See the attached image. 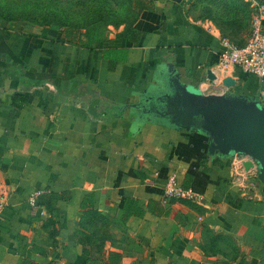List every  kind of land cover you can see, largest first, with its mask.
Instances as JSON below:
<instances>
[{
    "label": "crops",
    "instance_id": "crops-1",
    "mask_svg": "<svg viewBox=\"0 0 264 264\" xmlns=\"http://www.w3.org/2000/svg\"><path fill=\"white\" fill-rule=\"evenodd\" d=\"M224 1L111 2L107 38L89 45L0 12V264H264V181L239 186L231 156L164 114L177 78L222 90L206 69L220 35L245 41L253 12ZM229 72L227 92L264 104V76ZM170 173L204 202L166 197Z\"/></svg>",
    "mask_w": 264,
    "mask_h": 264
},
{
    "label": "water",
    "instance_id": "water-1",
    "mask_svg": "<svg viewBox=\"0 0 264 264\" xmlns=\"http://www.w3.org/2000/svg\"><path fill=\"white\" fill-rule=\"evenodd\" d=\"M180 1V0H175ZM206 77L215 82L218 70L206 69ZM224 83L233 82L229 78ZM165 93L164 114L187 129L197 128L207 136V151L230 157L235 152L247 155L245 169L255 162L257 177L264 181V104L241 94L204 93L191 88L178 78ZM253 159V161L251 160ZM49 264H62L52 261Z\"/></svg>",
    "mask_w": 264,
    "mask_h": 264
},
{
    "label": "built area",
    "instance_id": "built-area-1",
    "mask_svg": "<svg viewBox=\"0 0 264 264\" xmlns=\"http://www.w3.org/2000/svg\"><path fill=\"white\" fill-rule=\"evenodd\" d=\"M253 7L249 31L245 41L237 42L227 35H220L221 51L218 61L214 66L218 70V78L215 81L222 91L232 86L235 82L232 74L229 72L234 65H239L244 70L256 74L259 77L264 76V31L262 30V20L264 18V3L260 0H244ZM229 78L233 82L224 83V79ZM233 181L245 189L251 186L250 178H258V168L253 161V165L248 169L244 168L243 161L248 159L247 155L235 152L232 156ZM43 192L41 188L32 190L28 195V202L32 208L41 207L38 203V196ZM7 190L0 189V205L5 201ZM164 195L166 197H175L186 199L188 201L203 203L204 195L191 186H182L177 182L174 173H170L164 184ZM40 213L44 209L39 210Z\"/></svg>",
    "mask_w": 264,
    "mask_h": 264
},
{
    "label": "trees",
    "instance_id": "trees-1",
    "mask_svg": "<svg viewBox=\"0 0 264 264\" xmlns=\"http://www.w3.org/2000/svg\"><path fill=\"white\" fill-rule=\"evenodd\" d=\"M70 6H72V11H67L62 13V11H57L53 18V23H48L46 21H40L36 25L39 26H50L56 25L62 29L61 39L68 40L74 43L89 45L94 42L102 41L107 38L106 36V24L108 19L106 18L108 14L114 15L118 13V9L111 4V2L116 3L119 7V11L127 8L125 7V0H68ZM216 4H229L225 3L224 0H209ZM240 3V0H235ZM245 2L244 0H241ZM77 6L79 9H77ZM225 6V5H224ZM4 15V14H3ZM6 16V15H4ZM8 18V17H7ZM116 23V22H115ZM126 35L132 39H138L137 29L128 26L125 30ZM38 199L39 202H41ZM130 205H124V209H127ZM137 211L140 209L136 205ZM105 264H118L115 261L114 256H111L109 261Z\"/></svg>",
    "mask_w": 264,
    "mask_h": 264
},
{
    "label": "rangeland",
    "instance_id": "rangeland-1",
    "mask_svg": "<svg viewBox=\"0 0 264 264\" xmlns=\"http://www.w3.org/2000/svg\"><path fill=\"white\" fill-rule=\"evenodd\" d=\"M72 9L68 0H0L2 14L11 20L24 21L29 25H36L40 21L53 23L57 11H62L64 14ZM254 179L250 178L252 181Z\"/></svg>",
    "mask_w": 264,
    "mask_h": 264
}]
</instances>
